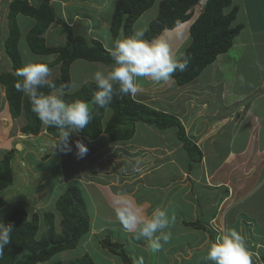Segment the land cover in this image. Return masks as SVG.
I'll list each match as a JSON object with an SVG mask.
<instances>
[{
    "label": "crops",
    "instance_id": "obj_1",
    "mask_svg": "<svg viewBox=\"0 0 264 264\" xmlns=\"http://www.w3.org/2000/svg\"><path fill=\"white\" fill-rule=\"evenodd\" d=\"M11 1L0 0V26L7 24L8 4ZM27 1L32 6H38L42 2V0ZM46 1L54 9L57 17L70 27L74 36L82 37L87 41H98L105 49L106 44L111 46V41L114 39L110 35L109 27L112 10L117 0H78L79 5L71 7L73 11L70 14H66L64 9L68 6L69 1L76 5L74 0ZM233 5L238 9L234 24L242 26V29L234 39L232 48L217 56L215 61L204 69L206 71L203 70L205 74H202V71L193 80L196 84L193 87L201 88L200 90H204L205 94L209 96L202 97L198 104H191V109L186 107L181 122L180 119H177L184 127L187 138L201 153V160L189 165L188 154L183 148L182 142L178 140L174 127L160 130L151 125L136 123L133 136L129 140L121 142H111L105 133L100 134L94 140L72 134L68 142L79 141L84 144L91 152L89 156H86L85 161L93 159L92 163L89 162L84 165L76 177L73 176L66 180L61 174L59 178L61 184L56 183L53 187L51 186L52 189L49 191L52 192L54 187L57 189L59 186L64 188L61 190L63 191L69 182L79 183L78 187L82 186L85 192H88L85 188L93 194L97 191V201L100 207L99 203L103 196L106 198L117 196L114 194V197H110L112 194L110 189L112 188L116 193L123 194V196H117L120 200L116 198L114 200L116 203L122 201V204H116L118 208H122L127 206V203L131 204V201H128L129 198L124 195L126 192L119 185L129 182L131 179L128 178L131 177L124 178L121 175L131 172L134 168H139L136 173L141 177L137 179L144 182L146 181L144 179L150 176L147 179V184H145V190L154 194H161L162 199L160 200H165V204L168 202L167 206L171 214L173 213L177 220L181 219V224L176 230V235H174V241L179 243L183 241L187 244L189 251L185 255L184 253L178 254L181 256L178 258V264H209L206 260L207 249L217 238V229L220 230L221 235L230 229L237 230L245 237L247 247L253 253L252 262H256L253 264H264V236L257 235L250 229L251 218H247L248 214L243 211H236L239 206L244 205L245 201L254 197L255 193L260 190L263 192L264 204V172L262 171L264 169V0H233ZM155 15L156 13H153L150 20L144 17L141 24L145 26L141 29H146ZM195 17L196 15L188 21L189 24L184 23L173 30L164 31L158 37V39L167 42L171 48H174L173 51L171 50L173 56L177 55L180 42H184L186 35H189V26ZM16 20L21 33L20 40L24 41L25 48L33 54L27 47L25 35L35 22L33 19L22 15H18ZM60 27L57 23L50 24L43 35L47 46L57 47L64 43L66 36L64 31V34H61V43L52 40L54 33L56 36H60L58 33ZM5 32L7 31L5 30ZM3 41L4 38L0 41L2 43L0 47L3 45ZM0 50L1 54L3 48ZM183 51L180 49V52ZM33 55L34 57H30L32 59L28 63L39 61L49 64L56 59V54ZM22 61L24 66L23 58ZM6 63L9 69L7 59ZM80 65H84V68L87 69L84 70L86 78L74 85L75 71H83ZM48 67L51 70L49 79L55 78L58 74L57 66ZM97 70L107 72L111 68L97 62L75 60L70 66L71 84L65 92L73 93L85 82L95 83L93 78L88 76V72L94 73ZM142 80V90L136 95L138 100L132 97L133 100L165 113L169 102H162L161 98L158 99L159 97L155 103L146 104L144 97L147 98L149 95L145 93L148 87L145 80L148 78H142ZM172 81L173 79H171V84ZM176 87L178 86L176 85ZM176 87L173 86V89ZM59 92L61 91H55L53 94ZM175 92L173 96L177 97L178 94ZM174 111L172 109L169 112ZM105 116H108V110ZM16 122L19 123L20 128L25 122L24 117L20 116L16 119L11 117L4 88L0 85V146L3 147L9 142L11 126L15 125ZM183 122L189 130L186 129ZM19 128L16 135L21 133ZM190 132H193V135H190ZM40 133L47 136L43 140L49 143L55 142V147H51L50 151L48 150L49 154L52 155L54 152L60 156L66 154L61 152L63 142L60 141L58 144L61 134L58 138H53L46 133L45 126ZM22 135L15 138L19 140L20 146H24L26 149L29 147V143L36 141V139L21 141L24 137ZM222 138H227V141L223 140L222 142ZM3 148L7 149L6 147ZM169 154L172 156L170 157ZM148 164L150 165L147 166ZM45 171L48 177L50 173L48 170ZM107 173L114 175V177L115 175L121 177L120 179L115 177L116 180H113L111 179L113 176L110 177L106 175ZM104 174L106 178H104ZM60 195L57 194L55 200ZM189 197H192L194 201H190ZM92 198L93 196L88 198V195L85 198L89 216L90 213L93 216L96 213V204ZM177 220L174 223H177ZM186 223H197L201 227L192 228L186 226ZM105 231H108L105 235L111 242L122 245L128 263L102 248L101 244H99L100 247L97 246L94 249H84L81 242L75 249L58 253L50 261L59 260L62 264H67L70 259H77L88 254L94 264H133L134 259L141 257L143 264H177L174 259H171V253H168L175 248L170 250L169 247L161 244V247L154 251L150 243L146 242L147 247L141 248L143 252L137 253L135 251L139 249L134 246L133 238L128 237V232L122 225L110 226V229ZM143 242L144 239L142 238L140 244ZM180 258L185 263H181Z\"/></svg>",
    "mask_w": 264,
    "mask_h": 264
},
{
    "label": "trees",
    "instance_id": "obj_2",
    "mask_svg": "<svg viewBox=\"0 0 264 264\" xmlns=\"http://www.w3.org/2000/svg\"><path fill=\"white\" fill-rule=\"evenodd\" d=\"M199 0H117L111 14L110 35L112 38H126L133 33V26L138 18L154 4H157L155 17L147 25L144 39H157L164 31L173 30L190 18L188 11ZM237 7L233 0H206L203 10L190 25L189 44L178 58H186L188 65L185 71L174 72L171 79L177 86L192 82L216 57L229 51L233 41L240 33L242 26L235 25ZM22 15L34 20V25L25 35L29 50L36 55L56 54L54 62L47 64L57 66L58 74L48 80V85L40 89L45 94L59 96L65 103L76 100L91 101L97 90L94 82H85L73 93H66L70 87V66L75 60L101 63L110 68L113 61L108 51L98 41H87L74 36L70 27L59 19L48 1L42 0L38 6H32L27 0H12L8 4L7 33L3 41V52L9 62V71H0V85L4 88L10 115L13 119L24 117L25 124L20 127L24 135L37 136L45 126L31 111L29 98L17 91L15 84L21 80L16 76V69L23 66L19 51L20 29L16 20ZM51 23H57L65 30V40L60 46H47L44 33ZM44 63V62H34ZM118 93V86H116ZM92 119L82 132L77 135L89 140L96 139L105 133L111 142L129 140L134 133V125L143 123L157 129L176 128V136L186 150L190 164L201 160V153L187 138L184 127L174 117L159 112L133 100L127 95H114L108 109L110 117L103 124L107 110L90 106ZM47 134L58 138L60 131L45 126ZM12 151L5 153L0 160V190L12 184L9 160ZM47 156V155H45ZM45 159L44 157H42ZM5 204L0 198V208ZM55 211L60 216L59 228L55 227L54 212L43 214V229L39 228L37 214L28 216L23 207H16L11 214L0 221V224L12 227L11 240L0 252V264H62L59 260L50 261L55 255L76 248L80 240L90 229V217L85 201L82 199L77 183H70L54 203ZM186 226L199 228L197 223H186ZM102 248L119 256L128 263L123 247L105 237L100 242ZM50 261V262H49ZM67 264H94L88 254L77 259H70Z\"/></svg>",
    "mask_w": 264,
    "mask_h": 264
},
{
    "label": "rangeland",
    "instance_id": "obj_3",
    "mask_svg": "<svg viewBox=\"0 0 264 264\" xmlns=\"http://www.w3.org/2000/svg\"><path fill=\"white\" fill-rule=\"evenodd\" d=\"M74 1H75L76 5H73L72 2L69 1L68 6L65 7L64 10H66L65 11L66 14H68V13L70 14L73 11V9L71 7L79 5L78 0H74ZM55 6L56 5L54 4V7ZM156 9H157V4H154L150 8V10H147L143 14L141 19L136 21L133 31L143 28L145 25L141 24V20L144 17H147L146 19L150 20V18H152L151 15L153 13L155 14L157 12ZM105 15H106V12H105ZM4 23H5V21H4ZM146 28H147V26H146ZM5 30L7 31V24L6 25L2 24V26H0V41L3 40V38L5 39V37H6L5 33H7V32H5ZM63 31L65 32V30H63V28L60 27V29L58 30V33L60 34V36H56L54 33V35H52V40H54L55 42L61 43L62 42L61 34H64ZM0 44H2V43L0 42ZM188 44H189V35L187 34L184 42H182V43L180 42V49L184 50ZM19 46H20L22 58L24 59L25 63L30 62L29 60L32 59L30 57H34V55L31 54L25 48V43L23 40H20ZM1 48H3V47L1 46L0 49ZM170 49L173 51L174 48L170 47ZM180 49H179L177 55H175L174 57L178 58L181 56L182 52H180ZM6 59H7L6 56L2 52L0 54V71H7L8 65L6 63ZM7 62H8V60H7ZM80 66H81V69L83 71H75L76 76H75V80H74L75 83H73L74 85L78 84V82H80L81 80H84L86 78V73L84 70H87V69L84 68V65H80ZM8 71H9V69H8ZM204 71H206V70H204ZM204 71L202 72V74H205ZM71 74H72V71H71ZM88 76L90 78H93L92 71L88 72ZM142 82H143L142 78H139L138 83L140 84V86H142L141 85ZM145 82L148 83L147 84L148 87L146 85L147 89H146L145 93H147V95H149V96H147V98L144 97V100H146L145 101L146 104L155 103V100L158 97H159L158 98L159 100H160V98L162 99V102L163 101L165 103L169 102L167 104L168 108L165 110V113L164 112L163 113L164 114L168 113L167 115H170L171 117H174L176 119H180L179 120L180 122H181V119L183 118V115H184L183 112H185L186 107H187V109H189V108L191 109V104H193V105H195L196 103L198 104L201 101L202 97L205 98L206 96H209L208 94L207 95L205 94L204 90L201 91L200 90L201 88H194L193 87L194 85H196V84H194L195 81L194 82L192 81L189 84H186L183 86H178V87H176L174 81H172L173 86L176 87L174 89H173V86L171 84V79L167 82H153L152 80L148 79V80H145ZM175 90H176V92H175ZM174 92L176 94H178L177 97L173 96ZM134 98L136 100H138L137 96H135ZM172 109L175 110L174 112H172L173 114L171 112H169V111H172ZM180 112H182V113H180ZM106 117H107V119H106ZM109 117H110V111L108 110V116H105V118L103 119V124H105L108 121ZM24 124H25V122H24ZM184 125L186 126V129L189 130V128L187 127V125L185 123H184ZM19 126L20 125L18 122H16L15 125L11 126V133H10V136L8 139L9 142H7L5 145H3V147H6L7 149H4L2 146H0V160L3 158V155L5 153H8V151L10 149H11L10 151L13 152L12 153L13 156L9 160V167L11 169V176H12V184L10 186H7L6 188L0 190V198L3 199L5 203H7L6 205H4L3 207L0 208V221L5 219L6 217H8L11 214L12 210L15 209L16 207H23L27 211L28 216H31L32 214L38 215L39 225H40L39 228H40V230H42L43 229V214L45 212H54V214H55V221H54L55 227H56V230L59 231L60 230V228H59L60 216L55 211L54 203H55V198H56L57 194L60 195L65 190L61 191L64 188H62V186H59L57 189L54 187L52 192H49L50 189H52L51 186L53 187L56 183L61 184V181L59 180L61 174H63L62 177L66 180L72 178L73 176H75V177L78 176L79 172L82 171V168L84 165H86L89 162L92 163L93 159H88L87 161H85L86 156H89L91 154V152L88 151L87 154L81 158L77 155L78 150L76 149V146H75L76 142H67L68 148L66 149L64 147V144H63L62 145L63 148L61 149V152L66 153V154H63L60 156L58 153L54 152L51 155V153L49 154V151H50L49 149H51V147H55V142L51 141L49 143V142L43 140L44 137L46 138L47 136H45L41 133L37 136H30V135H24V134L22 135L21 133L16 135V131L19 128ZM174 130L177 131L176 128H174ZM14 135H16V136H14ZM19 135L26 137V138L21 139V141H24V140L28 141L29 139H31V140L36 139V141H32V143H29V147H27V149L24 148V146H20L18 150H21V151H18L15 148V146L19 142V140H16V138ZM190 135H193V132H190ZM12 136H14V138H12ZM223 140L227 141V138H225V139L222 138L221 141L223 142ZM59 142L60 141H58V144H59ZM20 152H22V153H20ZM57 152H59V151L57 150ZM18 153H20L19 154L20 156H18ZM14 154H16V155H14ZM45 155H47V156H45ZM154 155H156V154H154ZM169 155H170V157L172 156L171 154H169ZM24 157H25V159H24ZM42 157H44L45 159H43ZM148 163H149V161H148ZM182 164H181V167H182ZM149 165L150 164H148L147 166H149ZM189 165H190V163H189ZM184 168L186 169V167H184ZM138 169L139 168H134L131 170V172L126 173V174L122 173V175H121L124 178L131 177V178H128V179H131L129 182L128 181L125 182L127 184L124 183L122 185L121 184L119 185L120 188L126 192V193H124V195L129 198L128 201H131V204L130 203L129 204L138 208L141 215L144 217H150L153 210L157 207L166 210L168 215L170 217H172L173 213L171 214L170 210L168 209V206H167L168 202L165 204V200H162V201L160 200V199H162L161 194H158V193L154 194V193H151V192H148L145 190V188H146L145 184H147V182H148L147 179L150 176L147 179H144V180H146L144 182L137 179V178L141 177V175L138 176L136 173V171ZM45 170H48V172L50 173V174H48L49 175L48 177L46 176L47 172ZM142 170H144V169H142ZM101 171L103 173V170H101ZM262 171L264 172V169ZM106 175H109L110 177L113 176L111 178L113 180L120 179V177H121L120 175H115V177H116V179H115L114 175H110L109 173H107ZM106 175H105V177L104 176L103 177L106 178ZM136 175H137V177H136L137 180L135 179ZM49 182L51 183V185ZM70 183H72V182H69V184ZM77 185H79V183ZM78 188H79L81 197L84 201H85V198H87V195H88V198L93 196L92 201L96 204L95 210H96L97 214L95 213V216H93L92 213H90V216H89L91 229H89L88 233L86 235H84L83 238L80 240L82 248L94 249L97 246L100 247V245H99L100 242L103 239H105V237H108L107 235H105L108 232V231L107 232L105 231L106 229H110V226L117 227V226L122 225L120 223L118 217H117L118 207L116 206L117 203L122 204V201H117V203H116V202H114V200H115V198L117 200H120V198H117V196H123V194L122 193H119V194L116 193L110 187L111 188L110 190H112V194L110 195V197H114L115 195H117V196H115L114 198H108V197L106 198L103 196V198L101 199V202L99 203L101 206L99 207L98 201H97V198H98L97 191L93 194V193L89 192V190L87 188H85V190H87L88 192H85L84 189L82 188V186H80ZM262 195H263L262 190L256 192L254 197L245 201L244 205L239 206L236 209V211L237 212L243 211L245 214H248L249 216H247V218H251V221L249 223V225L251 226L250 229L252 231H254L255 233H257V235L261 234V236H264V204H263ZM189 198H190V201H194L192 199V197H189ZM129 204L127 203V205H129ZM89 207H90V205H89ZM215 212H216V210H215ZM176 220L177 219L175 218V221ZM245 220H247V219H245ZM180 224H181V219H178L177 223H173L171 225V227L169 229L171 232V238L168 241H164L163 239H160L159 233H157L156 236L154 237V239H156L160 245L163 244L165 247H169L170 250L175 248L174 250L169 251L168 253H171L170 254L171 259H174L177 262V264H178V258L181 257L178 254L181 253V255H182L184 253V255H185L189 251V248L187 247L186 243H183V241H181V243L174 241V235H176V230L178 229V226H180ZM243 224H245V221H243ZM248 229H249V226H248ZM126 232H128V237L133 238V243L135 244L134 246L139 249V250H136L135 252H137V253L143 252V250L141 248H146L147 247L146 242L149 243V241L144 239V242L142 244H140V241H142V238L138 240L135 238L134 233L129 232V231H126ZM180 235H181V233H180ZM172 253L177 254V255H173ZM63 256L65 257L66 255H63ZM263 259H264V256H263ZM112 260L115 261L114 258H112ZM180 260H181V263H185L183 261V259L180 258ZM254 263H256V262H254Z\"/></svg>",
    "mask_w": 264,
    "mask_h": 264
},
{
    "label": "clouds",
    "instance_id": "obj_4",
    "mask_svg": "<svg viewBox=\"0 0 264 264\" xmlns=\"http://www.w3.org/2000/svg\"><path fill=\"white\" fill-rule=\"evenodd\" d=\"M146 29H137L126 38L111 41L105 45L113 67L104 72L93 73L97 90L91 101L76 100L65 103L57 95L40 91L48 85L51 70L45 63H25L16 69V76L21 77L15 84L17 91L23 92L30 101L31 111L38 119L49 127L60 131L64 147L68 148V139L72 134L82 132L92 119V105L107 110L114 95L135 97L141 92L139 78H148L153 82H167L174 72L186 70V58L173 56L167 42L160 39L145 40ZM118 86V93L116 90ZM77 155L83 157L88 148L76 142ZM70 150V149H69ZM117 217L126 231L135 234L136 239L149 241L155 251L160 244L154 237L168 241L171 238L170 227L175 217H170L166 210L155 208L150 217L141 215L138 208L127 205L117 209ZM12 227L0 224V252L11 240ZM253 253L249 251L245 237L235 229H230L217 237L207 249L206 260L209 264H253ZM133 264H143V258L134 259Z\"/></svg>",
    "mask_w": 264,
    "mask_h": 264
},
{
    "label": "bare ground",
    "instance_id": "obj_5",
    "mask_svg": "<svg viewBox=\"0 0 264 264\" xmlns=\"http://www.w3.org/2000/svg\"><path fill=\"white\" fill-rule=\"evenodd\" d=\"M205 1L206 0H199V2L196 4V5H194L189 11H188V14H190V18H189V20L194 16V15H196V17H195V19L192 21V23L196 20V18L198 17V15L202 12V10H203V4L205 3ZM189 20H187L186 22H184V23H187V24H189L188 23V21ZM184 23H182V24H184ZM191 23V24H192ZM181 24V25H182ZM190 24V25H191ZM180 26V25H179ZM190 27V26H189ZM175 29V28H174ZM30 136H32V135H30ZM217 233H218V235H217V237H219V236H221V234L219 233L220 232V230L219 229H217V231H216ZM217 240V238L215 239V241ZM214 241V242H215Z\"/></svg>",
    "mask_w": 264,
    "mask_h": 264
},
{
    "label": "water",
    "instance_id": "obj_6",
    "mask_svg": "<svg viewBox=\"0 0 264 264\" xmlns=\"http://www.w3.org/2000/svg\"><path fill=\"white\" fill-rule=\"evenodd\" d=\"M20 145H21V144L18 143V144L15 146V148L18 150Z\"/></svg>",
    "mask_w": 264,
    "mask_h": 264
},
{
    "label": "built area",
    "instance_id": "obj_7",
    "mask_svg": "<svg viewBox=\"0 0 264 264\" xmlns=\"http://www.w3.org/2000/svg\"><path fill=\"white\" fill-rule=\"evenodd\" d=\"M23 138H26V137H23ZM23 138H22V139H23Z\"/></svg>",
    "mask_w": 264,
    "mask_h": 264
}]
</instances>
